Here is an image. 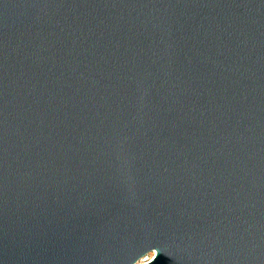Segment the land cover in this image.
<instances>
[{
    "label": "water",
    "instance_id": "water-1",
    "mask_svg": "<svg viewBox=\"0 0 264 264\" xmlns=\"http://www.w3.org/2000/svg\"><path fill=\"white\" fill-rule=\"evenodd\" d=\"M264 264V0H0V264Z\"/></svg>",
    "mask_w": 264,
    "mask_h": 264
},
{
    "label": "rangeland",
    "instance_id": "rangeland-1",
    "mask_svg": "<svg viewBox=\"0 0 264 264\" xmlns=\"http://www.w3.org/2000/svg\"><path fill=\"white\" fill-rule=\"evenodd\" d=\"M151 254H152V253L148 254L147 256H149V255H151ZM147 256H146V257H147ZM144 258H145V257H144ZM151 258H152V257H150V259H151ZM150 259H149V260H150ZM138 261H139V260H138ZM147 261H148V260H143V259H141V264H145V262H147Z\"/></svg>",
    "mask_w": 264,
    "mask_h": 264
},
{
    "label": "bare ground",
    "instance_id": "bare-ground-1",
    "mask_svg": "<svg viewBox=\"0 0 264 264\" xmlns=\"http://www.w3.org/2000/svg\"><path fill=\"white\" fill-rule=\"evenodd\" d=\"M150 257H153V253L151 254V255H149V256H147V257H145V258H142L143 260H149L150 259ZM151 260V259H150ZM146 263V262H145Z\"/></svg>",
    "mask_w": 264,
    "mask_h": 264
},
{
    "label": "built area",
    "instance_id": "built-area-1",
    "mask_svg": "<svg viewBox=\"0 0 264 264\" xmlns=\"http://www.w3.org/2000/svg\"><path fill=\"white\" fill-rule=\"evenodd\" d=\"M148 254H150V253H148ZM148 254H147V255H148ZM147 255H145L144 257H146ZM144 257H142V258H144ZM142 258H141V259H142ZM141 259H139V261H137L135 264H141ZM148 261H150V260H148ZM148 261H147V262H148ZM147 262H146V263H147Z\"/></svg>",
    "mask_w": 264,
    "mask_h": 264
}]
</instances>
